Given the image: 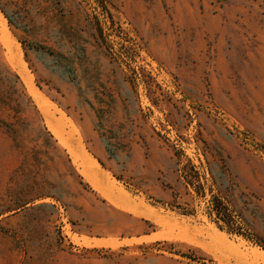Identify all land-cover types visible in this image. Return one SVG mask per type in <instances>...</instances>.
Segmentation results:
<instances>
[{"label": "rangeland", "instance_id": "obj_1", "mask_svg": "<svg viewBox=\"0 0 264 264\" xmlns=\"http://www.w3.org/2000/svg\"><path fill=\"white\" fill-rule=\"evenodd\" d=\"M0 15L17 42L0 34V264H264V0H0ZM187 159L204 199L179 180ZM211 195L243 236L208 219Z\"/></svg>", "mask_w": 264, "mask_h": 264}, {"label": "trees", "instance_id": "obj_2", "mask_svg": "<svg viewBox=\"0 0 264 264\" xmlns=\"http://www.w3.org/2000/svg\"><path fill=\"white\" fill-rule=\"evenodd\" d=\"M95 36L102 38L103 34L102 31L99 30L98 33L95 34ZM32 49H35L37 51H43L45 48L39 47V46H33ZM46 52L51 56H58L59 54H56L52 52L51 50H46ZM16 80L20 84V86L23 89V86L21 82L19 81L18 77L15 76ZM24 91V89H23ZM18 98L23 97V93L20 91L17 92ZM178 165H180V160L177 162ZM179 173V180L183 182L185 185V188L187 190H190L191 192H187L188 195L194 194L197 198H205V185L201 181L202 176L200 174V171L198 167L192 163L191 160L187 159L186 163L183 164V166L178 169ZM185 205V206H184ZM174 207L177 212L184 216H194L196 211L194 208L190 206V204H183V206L176 205L172 206ZM207 217L210 221H212L218 230L225 231L228 234L243 236L242 228L239 227L238 222L235 218V214L230 210L228 204H226L221 198L211 195L210 199L207 202ZM261 244H257L264 250V241H260Z\"/></svg>", "mask_w": 264, "mask_h": 264}, {"label": "bare ground", "instance_id": "obj_3", "mask_svg": "<svg viewBox=\"0 0 264 264\" xmlns=\"http://www.w3.org/2000/svg\"><path fill=\"white\" fill-rule=\"evenodd\" d=\"M1 16V15H0ZM2 21H4V20H2ZM2 21H0L1 22V24H2ZM2 26V25H1ZM5 25H3L2 26V28H0V34H1V41H4L5 42V44H6V46H8V48L10 49V48H13V47H15V46H12L13 45V43H15V44H17V42H15V41H13L14 39V37L12 38V37H10V34H9V32L7 31V29L4 27ZM13 39V40H12ZM4 42H2L3 44H4ZM7 48V49H8ZM13 50V49H12ZM7 51H9V50H7ZM15 51V50H14ZM13 51V52H14ZM19 51V50H18ZM18 51H16V52H18ZM20 53V52H19ZM11 54V53H10ZM16 53H14V55H15ZM19 55H21V54H19ZM12 55H9V57H11ZM17 56H18V54H17ZM13 57V56H12ZM14 60V61H13ZM21 59L19 58V60L17 59V58H14V59H12V62L14 63V67L18 70V73L21 75V77L23 78V80H24V82H25V84H26V86H27V88H28V90H29V92H30V94L33 96V98L37 101V103L39 104V106L41 107V110H42V112L44 113V115H45V117L47 116V114H49L50 112H48V107H47V105L43 102V100H42V98H41V96H40V94L37 92V89L33 86V84H32V80H31V77L29 76V74L27 73V71L25 70V66L23 65V63H22V61H20ZM11 62V63H12ZM46 102V101H45ZM48 112V113H47ZM47 113V114H46ZM50 115V114H49ZM54 130V129H53ZM53 132V131H52ZM54 133V132H53ZM57 134V133H56ZM58 138L60 139L61 137H59L58 136ZM64 140V139H63ZM61 141H62V139H61ZM63 142V141H62ZM64 143V142H63ZM74 156V155H73ZM104 172V171H103ZM101 175H102V173H101ZM100 175V176H101ZM98 176H99V174H98ZM97 175L96 176H94V177H98ZM87 178H88V176H86ZM93 180V179H92ZM90 181V180H89ZM91 183H93V181H91ZM262 253H264V252H262Z\"/></svg>", "mask_w": 264, "mask_h": 264}]
</instances>
